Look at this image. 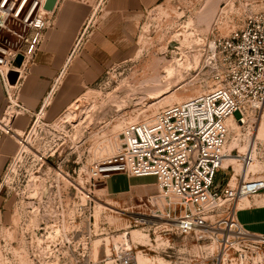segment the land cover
<instances>
[{
	"label": "rangeland",
	"instance_id": "obj_1",
	"mask_svg": "<svg viewBox=\"0 0 264 264\" xmlns=\"http://www.w3.org/2000/svg\"><path fill=\"white\" fill-rule=\"evenodd\" d=\"M242 4L241 0H161L134 26L117 60L59 118L30 124L0 180V264H23L20 254L29 249L42 210L71 202L75 188L88 184L87 169L116 152L126 124L148 122L165 108L200 97L212 86L200 70L202 47L214 38L230 36L245 17ZM157 91L162 97L156 98ZM13 111L8 104L0 122L10 127L13 118L8 123L6 119ZM233 117L237 119L239 113ZM229 124L227 150L234 148L242 156L253 140L255 162L248 178H264V110L255 118ZM240 158L226 161L233 167V182L242 166ZM229 175L216 174L214 191ZM125 183L124 175L114 174L96 185L87 247L91 259L114 264L116 245H125L139 264H199L197 256L215 254L213 244L196 243L174 231L156 182L120 194L106 192ZM222 206L217 201L216 208ZM246 244L249 241H240Z\"/></svg>",
	"mask_w": 264,
	"mask_h": 264
},
{
	"label": "built area",
	"instance_id": "obj_2",
	"mask_svg": "<svg viewBox=\"0 0 264 264\" xmlns=\"http://www.w3.org/2000/svg\"><path fill=\"white\" fill-rule=\"evenodd\" d=\"M105 1L98 0L97 5ZM44 2L0 0V80L14 110L6 123L27 112L17 103L16 94L51 24ZM241 4L245 12L241 24L230 36L214 38L202 47L200 70L212 86L200 97L165 108L148 122L126 124L116 152L87 169L88 184L75 188L71 202L42 210L29 249L20 254L23 264H100L90 258L87 248L91 246L94 191L114 174L155 179L168 217L174 220V231L196 243L215 246L211 258L197 256L199 264H264V236L249 234L238 223L235 205L240 198L264 190V178L251 179L245 172L232 182L233 167L225 162L226 157L238 155L234 150L227 152L229 123L255 118L264 110V0H241ZM18 56L22 57L20 65L16 64ZM10 72L17 74L14 85L8 82ZM54 88L55 84L38 110L30 113L31 123L45 119ZM4 125L0 134H12ZM19 144L20 149L23 138ZM240 159L245 163L246 155ZM219 171L230 175L214 191ZM217 201L223 202L221 209L216 208ZM242 240L249 244L240 245ZM114 251V264H138L125 245H116Z\"/></svg>",
	"mask_w": 264,
	"mask_h": 264
},
{
	"label": "crops",
	"instance_id": "obj_3",
	"mask_svg": "<svg viewBox=\"0 0 264 264\" xmlns=\"http://www.w3.org/2000/svg\"><path fill=\"white\" fill-rule=\"evenodd\" d=\"M97 2L58 0L51 12V24L27 64V73L16 94L17 103L27 112L13 117L10 125L12 134L1 135L0 138V180L30 126V113L38 110L50 88L55 84L45 119L52 122L117 60L127 48L124 42L129 41L134 26L138 25L147 10L157 6L161 0H106L100 6ZM85 28L83 41L75 48ZM8 104L0 80V116ZM3 126L0 122V129ZM124 177L126 183L122 188L114 192L105 188V191L120 194L155 182L152 177ZM235 205L238 223L249 234L264 236V190L252 197L240 198Z\"/></svg>",
	"mask_w": 264,
	"mask_h": 264
},
{
	"label": "bare ground",
	"instance_id": "obj_4",
	"mask_svg": "<svg viewBox=\"0 0 264 264\" xmlns=\"http://www.w3.org/2000/svg\"><path fill=\"white\" fill-rule=\"evenodd\" d=\"M167 72H168V74H171V70H167ZM160 90V89H159ZM163 93V92H162ZM156 94H157V96H156V98H159V97H162V94H161V91L159 92V91H157L156 92ZM166 94V93H165ZM231 124H233V122L231 121L230 122ZM237 123V122H236ZM239 123H241V122H239ZM6 126L4 125L3 126V128H5ZM2 128V129H3ZM254 147H255V145H254V143H253V140H251V141H249V144H248V146H246V149H244V154H242V156L243 155H246V162L245 163H243L242 164V166H240V168H239V174H238V177H239V175L241 174H243V173H245V172H248L249 171V169L252 167V165L254 164V160H255V156H254ZM234 148H228V150H227V152H230V151H232ZM230 154V153H229ZM234 157H241L239 154L238 155H236V156H234ZM231 158H233V157H226L225 159V162L227 161V160H233V159H231ZM241 162H242V160H241ZM227 164V163H226ZM233 177H234V175H233ZM233 177H232V180H233ZM238 177H237V179H236V181H238ZM233 182V181H232ZM159 220H167V219H162L161 217H159ZM170 221H172V223L174 222V220L173 219H169ZM163 224H167V223H163ZM172 224H170V226H171ZM135 234V233H134ZM137 263L139 264V262L137 261Z\"/></svg>",
	"mask_w": 264,
	"mask_h": 264
},
{
	"label": "water",
	"instance_id": "obj_5",
	"mask_svg": "<svg viewBox=\"0 0 264 264\" xmlns=\"http://www.w3.org/2000/svg\"><path fill=\"white\" fill-rule=\"evenodd\" d=\"M57 1L58 0H45L44 6H43L44 10L52 12L54 7H55V5H56V3H57ZM21 62H22V57L18 56L16 58V64L20 65ZM7 78H8L9 84L14 85V83L16 81V78H17V74L14 73V72H10L8 74Z\"/></svg>",
	"mask_w": 264,
	"mask_h": 264
}]
</instances>
